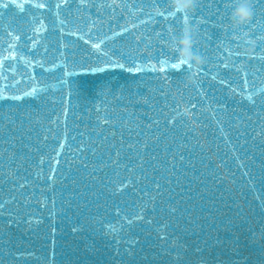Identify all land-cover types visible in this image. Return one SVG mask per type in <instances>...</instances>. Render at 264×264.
Instances as JSON below:
<instances>
[{"label": "water", "instance_id": "obj_1", "mask_svg": "<svg viewBox=\"0 0 264 264\" xmlns=\"http://www.w3.org/2000/svg\"><path fill=\"white\" fill-rule=\"evenodd\" d=\"M250 4L234 29L232 0H0V264H264ZM186 24L192 84L170 67Z\"/></svg>", "mask_w": 264, "mask_h": 264}, {"label": "clouds", "instance_id": "obj_2", "mask_svg": "<svg viewBox=\"0 0 264 264\" xmlns=\"http://www.w3.org/2000/svg\"><path fill=\"white\" fill-rule=\"evenodd\" d=\"M200 0H170L172 14L187 16L194 13ZM233 9L230 15V24L234 29L248 25L254 16L250 0H232ZM196 35L193 26L185 25L179 38L170 42V47L176 51V70L184 68L189 70L186 82L195 83L194 76L201 70L203 59L193 51ZM247 51L243 55L251 56L255 47L254 42H249Z\"/></svg>", "mask_w": 264, "mask_h": 264}, {"label": "snow or ice", "instance_id": "obj_3", "mask_svg": "<svg viewBox=\"0 0 264 264\" xmlns=\"http://www.w3.org/2000/svg\"><path fill=\"white\" fill-rule=\"evenodd\" d=\"M160 15H163V13H160ZM169 15H171V16H175V14H172V13H169ZM162 64H166L167 63V61H162L161 62ZM170 67L171 68H173V69H176L177 68V64L176 63H172L171 65H170ZM104 69H96V71H103ZM160 71H165L166 69L162 66L160 69H159Z\"/></svg>", "mask_w": 264, "mask_h": 264}]
</instances>
